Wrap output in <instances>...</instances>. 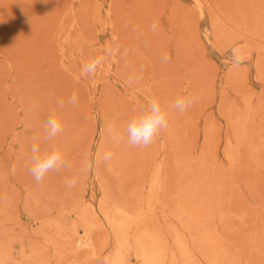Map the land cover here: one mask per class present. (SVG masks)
I'll use <instances>...</instances> for the list:
<instances>
[{"label":"rangeland","instance_id":"1","mask_svg":"<svg viewBox=\"0 0 264 264\" xmlns=\"http://www.w3.org/2000/svg\"><path fill=\"white\" fill-rule=\"evenodd\" d=\"M99 55L105 60L96 76H82L81 65ZM237 56L240 63L234 66ZM73 94L77 103L57 110V102ZM182 94L196 102L183 114L169 111V128L148 149L108 140L106 128L123 133L148 97L167 107ZM53 113L63 132L49 140L44 121ZM13 116L31 126L30 151L38 143L42 151L55 145L63 153L67 167L49 172L40 183L30 178L37 187L44 184L45 199L58 207L54 212H63L65 226L77 222L73 197L95 206L110 186L115 197L134 202L126 194L148 186L160 167L165 207L148 212L149 225L172 233L179 226L172 216L177 187L187 176H202L220 186L223 202L213 227L234 263L264 264V0H0L3 158L9 145L26 143L24 122L15 124L20 143L5 132ZM102 148L115 152L110 160L97 161ZM85 156L91 161L87 172L82 171ZM73 177L77 184L69 189L66 181ZM182 233L199 245L197 236ZM94 235L99 247L110 238L98 255L82 250L74 260L70 252L68 261L107 264L111 234L103 225ZM196 256L201 259L196 257V264L206 263L198 251Z\"/></svg>","mask_w":264,"mask_h":264},{"label":"bare ground","instance_id":"2","mask_svg":"<svg viewBox=\"0 0 264 264\" xmlns=\"http://www.w3.org/2000/svg\"><path fill=\"white\" fill-rule=\"evenodd\" d=\"M24 121L20 116L10 117L9 122L14 123L5 129L6 134L11 136L12 140H18L19 143L21 140L18 137L19 131L15 124ZM24 123L27 124L26 143L17 146L9 145L6 149L9 155L6 158L0 157V264H74L68 261L70 252L74 257L78 252L87 250L88 253L95 256L107 245L109 237L105 238L101 247L97 246L100 237L97 239L94 237L96 236L94 235L95 228L103 225L107 226L113 243L112 249L106 257L107 264H196L197 258L199 259L196 256L197 251L207 264H232L235 262V256L231 255L230 250H227L226 243L224 244L222 237L214 228V221H217L218 216L216 208H220L217 206L223 202V198L218 192L220 186L203 179L202 176H187L184 186L177 187L173 215L170 213L171 211L169 213L176 218L179 226H174L173 232L168 234L169 236L156 225L147 223L150 217L148 212L153 211L154 208L165 207L162 202L164 197H162L163 180L160 178V167L151 175L148 186L142 184L132 190L130 195L126 194L129 201H131L129 197L133 196L134 202L129 203L118 199L111 194L110 186H107L109 191L104 189L102 198L95 206L92 203H84L77 196L73 197L71 206L76 210L77 222L70 228L65 226L63 223L65 221L62 222L61 219L63 212L59 209L57 213L54 212L58 207L52 206L51 202L45 199L44 184L37 187L30 178L29 168L32 161L29 160L31 158L28 155L31 152V126L29 123ZM241 131L246 132L244 128ZM243 133L241 134L243 135ZM242 135L239 136V142L242 141ZM239 146L241 145L236 148L239 149ZM104 150L105 148L101 149V151ZM99 160L97 158V161ZM129 179L131 180V178ZM47 181L45 180V183ZM129 181H127L128 184ZM128 184L126 185L128 186ZM126 188L125 190H128L129 186L128 189ZM145 190L147 196H145ZM52 198L58 200L56 195ZM69 208L68 206L67 211L70 210ZM63 210L66 211V209ZM159 212L161 214L164 211L159 210ZM160 217L162 218V216ZM182 230H186L191 236H197L200 240L199 245L203 248L194 242L187 241ZM219 230L221 231V229ZM103 231L105 230L103 229ZM131 255L134 256L135 263L132 262ZM249 263L251 264V261Z\"/></svg>","mask_w":264,"mask_h":264},{"label":"clouds","instance_id":"3","mask_svg":"<svg viewBox=\"0 0 264 264\" xmlns=\"http://www.w3.org/2000/svg\"><path fill=\"white\" fill-rule=\"evenodd\" d=\"M155 25L153 26V29ZM106 54H114V50L105 48ZM105 60L104 55L90 58L81 65V75L86 77H95L98 70L101 69ZM240 57L237 56L234 66H238ZM196 97L190 94L178 95L167 107L161 100L155 96L147 98L144 105L134 111L128 120L124 132L120 133L112 126L106 128L108 140L113 144L125 142L133 148H147L153 144L156 138L169 128V111H175L180 114L185 113L194 103ZM77 97L75 94L70 96L67 101L57 102V110H62L66 104L75 105ZM46 136L49 140H54L63 132V124L58 115L53 113L44 121ZM32 165L29 173L33 179L40 183L47 174L54 170L67 167L62 151L55 145L48 150L42 151L38 143L31 145ZM97 158L108 161L112 158V153L107 151H98ZM91 167V161L87 156L84 158V167L82 171L87 172ZM77 184L75 177L66 181V187L71 189Z\"/></svg>","mask_w":264,"mask_h":264}]
</instances>
